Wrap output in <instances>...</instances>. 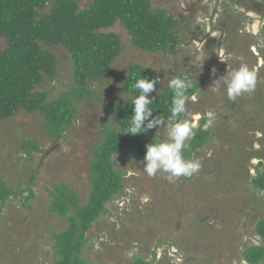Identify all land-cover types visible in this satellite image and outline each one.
I'll return each instance as SVG.
<instances>
[{
    "label": "rangeland",
    "instance_id": "1",
    "mask_svg": "<svg viewBox=\"0 0 264 264\" xmlns=\"http://www.w3.org/2000/svg\"><path fill=\"white\" fill-rule=\"evenodd\" d=\"M79 1L84 8L90 0ZM199 1H161L163 7L173 8L185 16L179 27L185 39L168 53L140 50L117 25L114 29L122 37L123 48L114 65V75L95 83L98 96L80 103L76 120L57 136L49 134L39 112L26 113L20 109L14 117L0 120V176L10 185L18 186L19 182L27 183L30 171L37 168V197L30 202L31 206L1 207L0 264H54L52 233L66 229L69 220L50 213L52 199L48 193L54 184L64 183L78 194L80 204L88 201L92 187L90 164L96 159L95 148L106 142L110 130L119 127L114 108L129 97L122 88L131 65L142 64L155 72L161 81L160 89H164L171 79L186 76L187 72L198 82L203 73L195 72L198 67L191 61L195 63V56L201 52L208 58L200 67L203 69L208 60L217 61L212 68L222 75L232 70L228 66L229 59L237 61L239 54L247 64L263 65V70L256 72V89L245 93L244 101H240L242 115L228 109L231 119H225L223 104L230 100L224 88L220 89V94L213 91L212 81L201 88L199 97L194 96L187 107L191 123L197 127L202 115L212 113L214 119L207 126L215 129L220 137L212 139L204 152L194 154L201 161V168L190 180L186 177L169 180L164 173L150 177L143 171L141 161L144 159L124 157L114 161L117 170L126 172L125 188L107 204L108 212L97 221L96 232L87 234L89 241L84 251L100 264H132L137 257L151 260L155 250L159 257L152 264H244L241 255L247 244L261 243L253 232L252 215L258 212L259 216H264V204L254 201L245 186L251 174L264 171V165L258 164L259 159L255 157L258 149L264 153V132H261L264 129V61L259 57L253 61L254 55L248 46L253 45L255 39L249 33L241 34L240 29L245 20L243 15L251 18V11L247 12L243 3L257 7L262 12L257 14L261 16L264 6L259 0H201V10L197 6L198 12L191 11ZM236 2H239L238 11L234 13L232 8ZM220 8L223 11L215 18L218 21L215 25H219L222 18L226 19L224 22L234 37L230 44L218 50L213 44L207 46L205 31L213 32L212 12ZM190 19L197 23L195 27L199 26L197 31L202 30L201 34L195 32L196 28L185 26L190 24ZM254 26L257 27V23ZM6 46L5 40L0 38V49ZM51 49L59 57V77L47 78L37 88L46 91L49 100H54L73 84V64L62 46ZM252 49L256 54L259 52L257 47ZM263 53L264 50L260 54ZM156 132V128L149 130V136L155 138ZM164 135L162 128L157 138L163 139ZM24 139L38 142L39 151H33L31 160L22 147ZM43 216L46 225L41 223ZM205 217H210V224L202 222Z\"/></svg>",
    "mask_w": 264,
    "mask_h": 264
},
{
    "label": "trees",
    "instance_id": "2",
    "mask_svg": "<svg viewBox=\"0 0 264 264\" xmlns=\"http://www.w3.org/2000/svg\"><path fill=\"white\" fill-rule=\"evenodd\" d=\"M161 1L90 0L86 7L81 8L79 0H0V38H3L7 44L5 48L0 49V120L14 117L20 109H23L26 113L39 112L44 117L51 136L55 137L65 131L76 120L78 105L90 97L98 96L94 89L95 83L110 79L114 75V65L123 48L122 37L114 29L117 25L125 30L135 47L150 53H168L185 39L183 31L179 29L184 23L185 16L177 13L173 8L163 7ZM200 2L201 0L195 3L191 11L198 12L196 7L200 8ZM238 3L236 2L232 8L234 13L238 11L236 6ZM259 3L264 6V0H259ZM242 7L247 12L251 11V18L243 15L245 20L241 25L240 33H249L255 39L253 45L251 43L248 46L253 52V61L259 58L264 61V53L260 54L264 50V13L262 16L258 15V11H261L257 7L246 6L244 3ZM219 10L212 12L213 32L205 31L207 46L213 44L218 50L227 43L230 44V40L234 37L233 32L224 22L226 19L222 18L221 23L215 25L218 22L215 18L223 11L221 8ZM252 12L256 14L253 15ZM189 21L190 24L185 26L189 29L196 28L195 32L201 34L202 30L197 31L199 26L195 27L197 23L191 19ZM256 23L257 27L254 26ZM217 32L221 33L220 36L216 35ZM58 46L66 49L72 58L73 84L57 99L49 100L48 93L37 87L47 78L59 77V57L51 49ZM253 46L257 47L259 51L257 54L254 53ZM236 60L229 59L228 66L232 70L238 68L237 64L240 65L245 58L239 54ZM216 63L217 61L208 60L203 69L196 70L197 73H203V76L190 90V95L199 97L201 88L208 81L214 82L222 76L221 71L218 70L215 74L209 72ZM247 65L256 72L263 70V65L256 62L255 65L248 62ZM226 72L224 71V74ZM189 75L192 74L187 72V75L182 77ZM143 77L159 78L144 65L132 64L122 88L129 97L125 103L114 108V118L119 127L110 130L109 135H106V142L95 148L96 159L90 164L92 187L88 201L83 205L80 204L78 194L71 191L64 183L54 184L53 190L48 193L52 199L50 213L57 214L61 220H69L66 229L52 233L55 249L54 264H100L90 259L85 254L84 248L89 241L87 234L91 231L96 232L97 221L103 216L102 214L108 212L107 204L125 188L126 172L122 169L117 170L114 161L124 157L144 159L145 145L154 140L149 136V131L142 135L127 134L128 123L133 114V100L138 95V92L132 90V85ZM160 87L161 81L158 80L157 90L150 94L155 97L152 105L155 111L153 115H162L167 120L171 115L173 90L169 86L164 89ZM244 99L243 94L235 101L230 100L223 104L225 119H231V115L227 113L228 109L242 115L240 101L242 103ZM190 116V114L187 116L189 120ZM208 123V115L199 118V125L195 127V136L189 141L190 149L186 152L188 158L204 152L213 142L212 139L220 137L216 135L215 129L207 126ZM262 131L264 132V129ZM22 147L26 151L28 160L33 159V151H39L38 142L35 140L24 139ZM255 157L259 159L258 164L264 165L262 149L256 151ZM216 165L219 166L220 162ZM186 178L190 180L194 175ZM36 179L37 168L30 171L27 183L19 182L18 186L10 185L1 175L0 214L1 207L17 208L27 205L30 207V202L37 197ZM245 190L252 195L254 201L264 204V171L258 172V175L251 174L250 180L247 179ZM131 219L127 218L129 222L132 221ZM252 219H254L253 232L260 238L261 243H248L242 252L241 260L244 264H264V216H259V213L255 212ZM201 220L207 224L211 222L210 217ZM42 222V225L47 224L45 216L42 217ZM158 257V251L155 250L151 260L137 257L132 264H152Z\"/></svg>",
    "mask_w": 264,
    "mask_h": 264
},
{
    "label": "clouds",
    "instance_id": "3",
    "mask_svg": "<svg viewBox=\"0 0 264 264\" xmlns=\"http://www.w3.org/2000/svg\"><path fill=\"white\" fill-rule=\"evenodd\" d=\"M207 58L208 55L201 52L195 56V63L192 61L191 63L200 67ZM212 72L215 74L216 69L213 68ZM158 80L159 78L143 77L132 85V90L138 92V95L133 100V114L128 123L127 134L142 135L151 129H157L153 142L145 145L146 154L144 161H141L143 171L148 176L154 177L158 173H164L169 180L192 177L201 168V161L198 158L186 156V152L190 149L189 141L195 136V125L187 118V106L195 99L190 95V90L197 82L196 77L194 75L178 76L169 81L173 97L170 107L171 115L167 120L162 115H153L155 111L152 105L155 97L150 94L157 90ZM256 86V71L242 62L238 68L228 70L226 74L215 79L211 88L216 92L224 88L228 99L235 101L245 93H252ZM208 116L211 123L214 119L213 114L209 113ZM162 128L165 130L164 138L158 139L157 135Z\"/></svg>",
    "mask_w": 264,
    "mask_h": 264
},
{
    "label": "flooded vegetation",
    "instance_id": "4",
    "mask_svg": "<svg viewBox=\"0 0 264 264\" xmlns=\"http://www.w3.org/2000/svg\"><path fill=\"white\" fill-rule=\"evenodd\" d=\"M190 64V63H189ZM206 65V64H205ZM189 67H191L192 69H193V67L192 66H189ZM198 68H201V67H198ZM195 72H197L196 70H194Z\"/></svg>",
    "mask_w": 264,
    "mask_h": 264
}]
</instances>
